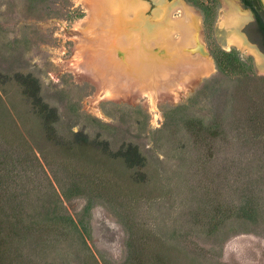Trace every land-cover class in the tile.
Segmentation results:
<instances>
[{"label":"rangeland","instance_id":"374dc122","mask_svg":"<svg viewBox=\"0 0 264 264\" xmlns=\"http://www.w3.org/2000/svg\"><path fill=\"white\" fill-rule=\"evenodd\" d=\"M86 1L0 0V73L36 76L59 115L52 140L20 85L0 83V205L36 222L37 264H264V73L222 45L224 1L183 0L202 16L189 61L123 41L144 17L104 29V0L89 29ZM217 45L255 65L219 71Z\"/></svg>","mask_w":264,"mask_h":264},{"label":"bare ground","instance_id":"6f19581e","mask_svg":"<svg viewBox=\"0 0 264 264\" xmlns=\"http://www.w3.org/2000/svg\"><path fill=\"white\" fill-rule=\"evenodd\" d=\"M104 1L106 3L103 11L104 29L118 24L121 21V17H124V20L130 24L141 23L143 22L141 18L144 17L145 24L142 31L139 28L134 31L131 30L122 38L127 44L141 40L146 41L148 47L154 48L158 46L161 49H166L168 52L179 56L183 61L199 58V55L195 54L192 49L197 48L199 44L204 45L201 28L202 16L183 0H175L173 2L155 0L159 8L155 11L152 19L145 17L149 4L143 0ZM223 1L224 9L221 13L219 26L220 28H225L226 33L223 36L222 45L225 48L236 47L254 56L258 68L264 73V57L256 49L249 46L239 32L243 24L249 19V15L240 9L236 1ZM85 4H87V10L93 19V22L88 24L87 27L91 30L94 29V31L95 29L98 30L99 27L97 25L101 24L97 17L98 6H95L93 0H87ZM175 13H179L180 16H175ZM176 33H179L181 37H175ZM210 60L213 67L214 62L211 57ZM190 68L189 64L185 65V69ZM153 76L156 75L153 74ZM146 83L151 93L156 91V78L152 77Z\"/></svg>","mask_w":264,"mask_h":264},{"label":"trees","instance_id":"16d2710c","mask_svg":"<svg viewBox=\"0 0 264 264\" xmlns=\"http://www.w3.org/2000/svg\"><path fill=\"white\" fill-rule=\"evenodd\" d=\"M204 16L208 21L211 14L204 12ZM210 51L217 69L221 72H238L244 64L255 65L252 57L246 56L240 51H227L219 45L210 48ZM12 79L20 85L23 96L42 119L48 137L57 140L58 111L43 98L40 80L33 74L16 73L13 77H8L0 73V83ZM191 122H189L188 129L197 136L199 132L197 122ZM77 137L86 138L83 134H77ZM102 144L106 152L122 158L130 168L145 165L146 159L135 145L130 144L113 153L107 143ZM9 210L11 209L6 205H0V264H37L36 258L45 237L40 236L36 222L24 220L19 207H13L12 210L15 212L12 215L9 214Z\"/></svg>","mask_w":264,"mask_h":264},{"label":"flooded vegetation","instance_id":"af4514ba","mask_svg":"<svg viewBox=\"0 0 264 264\" xmlns=\"http://www.w3.org/2000/svg\"><path fill=\"white\" fill-rule=\"evenodd\" d=\"M234 1L238 3L244 13L249 15V19L243 24L239 32L243 35L246 43L264 57V0ZM218 2L219 0H213L214 4Z\"/></svg>","mask_w":264,"mask_h":264}]
</instances>
